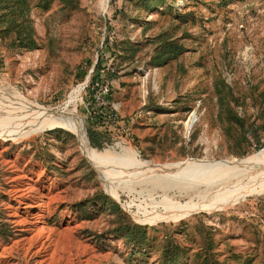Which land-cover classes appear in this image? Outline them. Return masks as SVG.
Listing matches in <instances>:
<instances>
[{
	"label": "rangeland",
	"instance_id": "374dc122",
	"mask_svg": "<svg viewBox=\"0 0 264 264\" xmlns=\"http://www.w3.org/2000/svg\"><path fill=\"white\" fill-rule=\"evenodd\" d=\"M36 1L31 18L38 46L14 48L0 37V97L71 112L100 151H120L123 144L142 159L165 163L230 160L264 150V0H165L153 11L138 0H54L49 10ZM162 32L186 49L158 65L156 37ZM125 42L140 47L129 52ZM101 57L116 117L96 120L85 86ZM91 130L102 132L103 146L93 145ZM78 136L56 127L0 139V264H137L143 258L130 255L134 246L116 233L120 216L103 209V196L162 240L175 238L195 252L205 245L199 231H211L221 259L235 252L261 264L264 193L180 220L151 222L145 213L163 210L164 190L131 178L125 186L117 182L118 193H112ZM202 191L208 190L184 186L169 193L184 202ZM41 211L50 231L34 238L25 222ZM159 256L153 251L143 264H159Z\"/></svg>",
	"mask_w": 264,
	"mask_h": 264
},
{
	"label": "bare ground",
	"instance_id": "6f19581e",
	"mask_svg": "<svg viewBox=\"0 0 264 264\" xmlns=\"http://www.w3.org/2000/svg\"><path fill=\"white\" fill-rule=\"evenodd\" d=\"M82 89L83 84L73 90L68 106ZM193 121L194 117L190 119V126ZM56 127L79 134L84 154L96 166L112 193H118L117 182L124 183L125 186L129 184L127 179L131 178L150 181L164 190L160 199V203L164 205L163 210L154 209L145 213V219L151 222L180 220L198 212L231 206L250 195L264 193V150L230 160L190 158L165 163L142 159L131 146L123 144H119L120 151L113 148L100 151L90 145L84 122L71 112L56 111L21 97H0V139L20 140ZM24 178L29 180L30 176ZM29 183L25 182L28 189L31 187L28 186ZM184 186L206 188L208 191H202L200 194H204L184 202L170 195L169 191ZM25 224L27 227L24 229L33 232L34 238L45 236V232L50 231L42 211L37 212L33 220H27ZM40 244L44 248V244Z\"/></svg>",
	"mask_w": 264,
	"mask_h": 264
},
{
	"label": "trees",
	"instance_id": "16d2710c",
	"mask_svg": "<svg viewBox=\"0 0 264 264\" xmlns=\"http://www.w3.org/2000/svg\"><path fill=\"white\" fill-rule=\"evenodd\" d=\"M53 2L54 0H37L35 5L41 10H49ZM164 2L165 0H138V5L142 9L153 11L158 9ZM31 8L32 0H0V37L8 39L14 48L33 49L38 46L37 31L31 18ZM172 38L167 36L165 32L156 37L154 60L158 65L167 63L185 51V45L179 39L172 40ZM125 44L129 52L136 51L140 47V45L133 42H125ZM102 58L96 64L95 75L92 80H103L102 75L104 72L102 73V71L106 70L105 67L103 68L105 65ZM231 119L234 122L233 118ZM57 132H64V130H58ZM64 133L72 135L70 132ZM101 133L98 130L90 131L93 145L103 146V142L100 140ZM100 204L103 205V209L109 207L113 213L120 216L115 231L124 239L126 244L134 246L130 252L133 258L136 255L142 256L143 259L137 261V264H143L145 257L153 251L160 253L159 264H254L253 256H244L235 252L221 259L223 252L216 250L217 245L212 239L211 231H199L202 236L205 235V245L200 250L191 252V248L183 246L175 238L167 236L162 240L159 236L151 235L149 226L134 223L123 213L120 205L109 197L103 196ZM208 229L211 230V228ZM2 233L0 229V239L4 237ZM132 261L130 260V264H134ZM261 264H264V258Z\"/></svg>",
	"mask_w": 264,
	"mask_h": 264
},
{
	"label": "built area",
	"instance_id": "2783aa9c",
	"mask_svg": "<svg viewBox=\"0 0 264 264\" xmlns=\"http://www.w3.org/2000/svg\"><path fill=\"white\" fill-rule=\"evenodd\" d=\"M86 89L92 92L91 106L94 108V112L97 113V117L92 115L93 118L97 119H108L115 118L116 114H113L110 108V103L108 101L111 92V83L105 80H92L90 83L86 84Z\"/></svg>",
	"mask_w": 264,
	"mask_h": 264
}]
</instances>
